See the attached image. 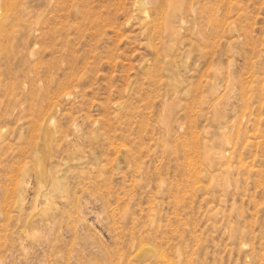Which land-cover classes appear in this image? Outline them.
Segmentation results:
<instances>
[{
    "label": "rangeland",
    "instance_id": "rangeland-1",
    "mask_svg": "<svg viewBox=\"0 0 264 264\" xmlns=\"http://www.w3.org/2000/svg\"><path fill=\"white\" fill-rule=\"evenodd\" d=\"M0 264H264V0H0Z\"/></svg>",
    "mask_w": 264,
    "mask_h": 264
}]
</instances>
